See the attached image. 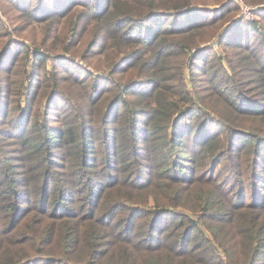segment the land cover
Returning <instances> with one entry per match:
<instances>
[{
	"label": "trees",
	"instance_id": "16d2710c",
	"mask_svg": "<svg viewBox=\"0 0 264 264\" xmlns=\"http://www.w3.org/2000/svg\"><path fill=\"white\" fill-rule=\"evenodd\" d=\"M232 1L9 0L44 39L82 5L68 30L106 63L68 96L0 31V264H264V17Z\"/></svg>",
	"mask_w": 264,
	"mask_h": 264
},
{
	"label": "rangeland",
	"instance_id": "374dc122",
	"mask_svg": "<svg viewBox=\"0 0 264 264\" xmlns=\"http://www.w3.org/2000/svg\"><path fill=\"white\" fill-rule=\"evenodd\" d=\"M30 1L32 3L28 5V7L30 8V11L34 12L33 8L36 4L35 3L36 0H30ZM30 1L27 2V0H24L26 4L29 3ZM232 3L233 4L235 3L239 5L240 8H242V11L240 10L239 13L236 14L237 15L236 18H242L244 22H249L252 18H257L259 21H261L262 17H264V15H262L264 14V2L257 4H253V3L249 4L246 3L244 0H233ZM21 4L23 5L25 3H21ZM202 8L203 11H205L206 14L205 16L215 14L217 10L218 12L220 10L218 5L217 8L216 5L209 7L205 6ZM84 11L85 9H83L82 5L76 6L72 15L68 13L65 16L66 18L63 17L59 22L54 23L52 25L51 37L48 39H44V34H45L44 28L47 25H44L40 21H37L36 18H30V17L29 19L26 18V16L22 15L21 12L16 11L12 8V4L11 2H9V0H0V31L8 32L7 37L3 36L2 38H4L3 40H10V39L12 40V42L10 43V49L8 50L7 53L9 55V59L7 61H4L2 64L8 63L15 56L16 50L24 49L25 47H23L22 43H25L30 48L31 52H34V50H40L52 56L47 60V68L51 66L52 62L55 63L56 65L55 73L58 77L61 76L60 84H59L61 90L67 92L68 96H70V89H73L74 92H76L79 96H83L85 89L80 84L74 85L75 84L74 82H76V80L71 78L70 74H80L81 78L84 77L87 78L88 77L87 73L90 70L93 73H97V72L103 73L106 63L105 58L102 54L89 52L88 44L86 42L75 44V42L77 41L76 39L77 37L71 34L70 30H68L67 24L70 21L74 20V15L76 13L84 12ZM258 12L260 15H258ZM232 20L233 19L229 20V22H226L224 25L231 23ZM143 31H145V29H143ZM206 44L215 47L218 52H220V49L224 46L222 43H219L220 46H218L215 43H208V42L200 43L198 44V46L202 47L205 46ZM195 49L196 47L192 48V51L195 52L196 51ZM210 52L212 51L209 48L208 51H203V53H200L199 57L206 56ZM199 57L197 58L194 57V65H188L184 69V80L186 84L189 86V92L191 94L193 93V87L199 86L203 82V78L199 74V71L202 68L201 63L198 62ZM34 60L35 59L31 54V61ZM176 62H177L176 58L171 59L172 65L175 64ZM189 62L190 61L187 59V64H189ZM195 62H198V64L195 65ZM60 64L62 66L65 65L66 67L59 66ZM30 68L29 69L33 70L32 72L34 73L41 74V72H43L42 68L38 66L30 67ZM81 68L84 69H82L79 72L78 70ZM192 70L194 71V75ZM124 73H128L127 76L133 75V72L124 71ZM88 80L89 79H86L87 82ZM43 93L44 96L46 97L45 99H47L48 101L47 97L49 96L50 89L47 88L46 90L43 91ZM39 103H40V99H37L36 104ZM48 103L50 104L48 106V115L50 117H54L57 116L59 109L66 103V100L63 98V96L56 95L50 101H48ZM0 106H2L1 108L3 112L2 120L6 121L9 118V116L14 114V110L8 109L7 105L3 103H1ZM114 108L115 109L120 108V105L117 104L115 105ZM188 115L190 116L191 114ZM23 120H25V118H23ZM211 128L217 129V125L213 124Z\"/></svg>",
	"mask_w": 264,
	"mask_h": 264
}]
</instances>
